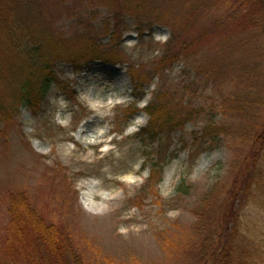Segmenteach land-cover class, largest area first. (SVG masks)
Returning a JSON list of instances; mask_svg holds the SVG:
<instances>
[{"label": "rangeland", "instance_id": "1", "mask_svg": "<svg viewBox=\"0 0 264 264\" xmlns=\"http://www.w3.org/2000/svg\"><path fill=\"white\" fill-rule=\"evenodd\" d=\"M127 1L120 28L111 0L32 1L36 24L68 50L39 103L0 120V264H23L9 253L13 196L66 232L84 264H200L198 205L250 167L244 128L250 115L264 121V27L232 15L231 0ZM93 44L106 57L71 64ZM167 50L178 58L162 62ZM151 103L181 122L161 134L162 155L139 134ZM209 124L223 131L213 142ZM245 181L227 226L256 211L264 229Z\"/></svg>", "mask_w": 264, "mask_h": 264}, {"label": "trees", "instance_id": "2", "mask_svg": "<svg viewBox=\"0 0 264 264\" xmlns=\"http://www.w3.org/2000/svg\"><path fill=\"white\" fill-rule=\"evenodd\" d=\"M32 1L0 0V56L15 59L10 68L0 66V120L8 119L16 104L35 106L39 103L58 82L53 63L66 57L65 52L68 50L66 44L56 40L48 29L36 24L39 20L32 8ZM111 1L119 6L113 13L118 28L119 15L126 4L118 3V0ZM129 1L139 0H128L127 3ZM231 1L232 15L246 16L251 25L264 27V0ZM167 51L162 62L178 58L179 52ZM102 53L93 44L89 52L74 55L70 62L76 65L81 60H102L106 57ZM145 111L150 115L151 122L139 134L157 140L159 154L162 155L167 144L162 143L161 146V134L174 130V126L181 122L153 103L145 107ZM249 121H252L251 124L249 122L244 129L254 133L250 154L246 158L251 162L250 169L242 164L232 185L223 187L225 192L222 190L220 195L218 186H214L198 205L199 226L205 233L200 264H264V229L259 224L261 213L254 211L241 215L238 212L233 226H227L231 221L230 215L234 214L232 204L241 191L244 179L249 183L247 198L251 199V207H264V121L261 124V118L254 115H250ZM204 132L213 142L216 135L223 131L209 124ZM156 173L153 167L146 186L151 185L150 180ZM11 202L9 231L16 243H12L9 249L17 254L9 253L15 259L22 258L23 264H84L70 236L60 227L41 218L26 198L13 196ZM223 239L225 241L221 244Z\"/></svg>", "mask_w": 264, "mask_h": 264}]
</instances>
